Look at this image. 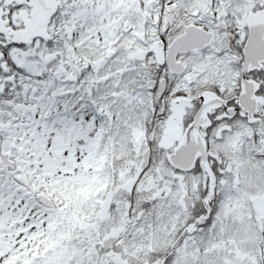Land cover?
<instances>
[{"label":"snow or ice","instance_id":"6c2138e0","mask_svg":"<svg viewBox=\"0 0 264 264\" xmlns=\"http://www.w3.org/2000/svg\"><path fill=\"white\" fill-rule=\"evenodd\" d=\"M0 264H264V0H0Z\"/></svg>","mask_w":264,"mask_h":264}]
</instances>
